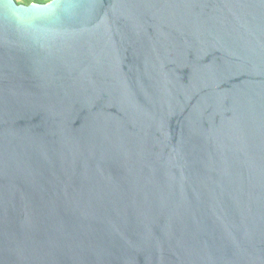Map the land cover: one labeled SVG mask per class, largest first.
I'll use <instances>...</instances> for the list:
<instances>
[{"label": "water", "instance_id": "1", "mask_svg": "<svg viewBox=\"0 0 264 264\" xmlns=\"http://www.w3.org/2000/svg\"><path fill=\"white\" fill-rule=\"evenodd\" d=\"M0 264H264V0H0Z\"/></svg>", "mask_w": 264, "mask_h": 264}, {"label": "trees", "instance_id": "2", "mask_svg": "<svg viewBox=\"0 0 264 264\" xmlns=\"http://www.w3.org/2000/svg\"><path fill=\"white\" fill-rule=\"evenodd\" d=\"M17 4H24L27 5L29 3H39V4H43L48 2L49 0H14Z\"/></svg>", "mask_w": 264, "mask_h": 264}]
</instances>
